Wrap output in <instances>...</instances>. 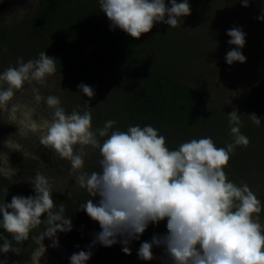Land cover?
Returning a JSON list of instances; mask_svg holds the SVG:
<instances>
[{
  "label": "clouds",
  "instance_id": "9594fccd",
  "mask_svg": "<svg viewBox=\"0 0 264 264\" xmlns=\"http://www.w3.org/2000/svg\"><path fill=\"white\" fill-rule=\"evenodd\" d=\"M241 3L248 7L250 0ZM170 4L171 7L166 6L165 0H99L110 27L136 39L158 22L176 28L182 17L191 14L188 0H170ZM259 19L264 20V15ZM227 35L228 43L235 48L228 51L226 62L245 63L240 49L245 46L246 34L234 27ZM56 70L55 58L45 51L27 62L18 57L16 66L0 73V108H7L15 93L27 84L37 104L45 101L53 109L46 134L39 140L42 146L70 161L74 172L84 167L86 147L99 150L101 170L79 172L75 185L86 189L90 197H98L97 202L88 199L80 209L99 223L101 231L87 246L88 251L70 256V264H86L97 243L104 247L120 243L122 251L130 255L131 241L139 240L149 224L165 219L167 234L142 242L137 253L140 259L152 260L156 246L164 249L172 264H264V226L259 222L264 205L245 181L238 185L224 171L235 149L250 144L241 132V118L236 110L227 114L232 140L226 147H217L211 137H204L170 150L166 138L151 125L112 130L117 121L108 120L102 128L93 129L87 101L83 110L77 105L67 113L58 96H42L35 85H44ZM77 87L87 97H94V89L87 84ZM18 109V103L8 108L12 118ZM249 118L256 126L261 125L255 113ZM29 182L34 196L16 195L10 203L0 202V228L11 236L9 240L0 235V253L20 255L21 249L13 242L18 245L27 241L41 225L44 231L39 239H51L52 247L58 246V232L73 229L71 219L65 215V204L57 206L52 199L53 185L49 179L37 172ZM3 191L8 193L7 188ZM44 214L46 219L42 220ZM0 264L8 262L0 260Z\"/></svg>",
  "mask_w": 264,
  "mask_h": 264
},
{
  "label": "trees",
  "instance_id": "16d2710c",
  "mask_svg": "<svg viewBox=\"0 0 264 264\" xmlns=\"http://www.w3.org/2000/svg\"><path fill=\"white\" fill-rule=\"evenodd\" d=\"M181 2L183 0H177V3ZM165 4L171 7L170 0H165ZM21 19L20 23H14L10 27L0 24V43L4 42L5 37L10 38L8 33H14L18 29V32L39 43L38 49H29L34 51L32 59H37L42 51L55 58L57 70L54 74H59L69 85V89L67 90L66 85V92L60 94L63 103H66L67 113H71L77 105L83 110L87 101L94 128H102V123L108 120L117 121L112 130L126 131L130 125H151L166 138V146L170 150H177L183 142L204 137H211L217 147H226L231 142L216 139L209 128L204 131L208 121L206 117L211 116L210 111L204 113L202 109L205 93L203 88L206 84L200 85L201 82L197 80H193L191 84L189 80L182 79L179 69L170 59V49H167V42L174 38H164L166 30L163 29V22L156 23L150 32L142 34L139 39L133 38L119 28L110 27L111 22L100 10L99 0H36V4ZM180 51L183 52L181 49ZM176 52L177 49H174L172 54ZM163 59H168L169 62ZM3 71L5 69L0 68V73ZM114 76H118L121 83L116 84ZM81 83L94 89V97L89 98L78 89L77 86ZM239 100L244 108L241 119L245 118L247 121L242 123L243 132L250 144L243 152L235 149L224 169L228 179L238 185L243 178H250L249 163L255 161L260 164L264 161V79L252 78L251 81H246ZM253 109L260 111V126L248 120ZM202 112L204 116H201ZM213 114L216 117L219 115L218 111ZM255 138L258 141L255 142ZM96 150L98 152L94 160L92 155L93 163H86L87 170L100 169V165H97L100 153ZM54 160H59V157H54ZM22 174L17 186L0 176V202L10 203L16 195H35L30 178H27L28 172ZM248 182L246 181L247 184ZM20 185L22 186L19 188ZM5 188L8 193L3 191ZM250 189L264 205V186ZM84 193H65L52 197H55L57 206L65 204L66 218L71 219L73 225L71 232H58L57 235L62 234L63 238L70 239L71 244L75 242L78 249L88 251L87 246L92 243L95 234L91 233L89 221L82 217L88 216L80 209V205L87 200L86 192ZM263 213L264 207L259 215L263 216ZM41 219H46V214ZM166 225V219L158 224H149L140 239L133 240L128 245L130 255L125 254L122 251L123 245L117 243L115 252L108 256L105 247L97 243L91 249L94 264H111V257L115 264H172L162 247H153L154 258L150 261L142 260L137 255L142 242L150 241L154 235L167 234ZM43 231L44 225H41L35 233H30L27 241L18 245L13 242L14 246L21 249V253L14 254L12 264L27 263L36 245L32 241H39V235ZM0 235L11 240V236L2 228ZM2 244L3 240H0V245Z\"/></svg>",
  "mask_w": 264,
  "mask_h": 264
},
{
  "label": "rangeland",
  "instance_id": "374dc122",
  "mask_svg": "<svg viewBox=\"0 0 264 264\" xmlns=\"http://www.w3.org/2000/svg\"><path fill=\"white\" fill-rule=\"evenodd\" d=\"M188 2L191 14L182 17L178 27L171 28L165 23H163L164 26L162 25L166 30V33H163L164 38H174L173 41L169 39L167 42L169 46L167 49H170L171 53L170 59L176 64L183 80H189L191 84L193 80L200 81V85L206 84L203 88L205 93L202 109L204 113L210 111L211 116L206 117L208 121L205 123L204 131L209 128L216 139L232 140L227 114L236 110L241 118L244 108L239 96L243 90V84L251 81L252 78L264 79V20L259 19L261 15H264V0H250L248 7H244L241 0H188ZM34 4L36 0H0V24L4 23V27H10L14 23H20L23 15L30 11ZM234 27L241 28L246 34L245 46L240 49L246 57V62H234L229 65L225 57L235 46L228 43L230 37L227 31ZM18 31L15 29L14 33H8L7 36L10 38L5 37L4 42L0 43V68L6 70L9 66H16L18 57H22L27 62L34 56V51L29 49H38V42ZM174 49H177V52L172 54ZM164 57L167 58V56ZM163 60L169 62L168 59ZM114 78L116 84L121 83L118 81V76ZM66 85L68 90V82L59 74H53L47 77L44 85H35V87L40 89L41 95L45 98L49 95L58 96L61 106L66 111V103H63L60 95L66 92ZM13 103L19 104L15 118H12L8 110ZM214 111H218V117L214 116ZM52 112L53 109L49 108L45 101L37 104L31 86L27 84L23 90L15 93L7 108H0V176L2 179L9 180L11 185L17 186L20 184L22 173L28 172L27 178H34L39 172L52 183V195L86 192L87 200L93 199V202H97L98 197H90L86 189L75 185V176L79 172L89 174L93 172V169L87 170L85 167L87 162L93 163L92 155L94 160L98 151L90 146L86 147L84 167L74 172L70 161L60 158L57 161L54 160L56 155L40 144V137L46 134ZM259 112L253 109L251 114L255 113L258 117ZM204 113L202 112L201 116H204ZM116 117L118 120L119 116ZM248 120L251 121V119ZM244 121L247 122L245 118L241 119V132H243ZM104 124L105 122L102 123V127ZM254 141H258L257 138ZM246 148L238 146L236 151L243 152ZM100 159L99 155L97 160ZM29 164L32 166L28 167ZM249 167L250 178H243V181H249L248 186L253 189L264 186V161L260 164L254 161L249 163ZM52 199L56 203L55 197ZM82 217L89 221L91 233L96 234L101 231L98 222L93 221L89 216ZM259 222L264 226V213L260 216ZM35 230L31 233H35ZM57 237L59 242L57 247H52V240L47 237L43 241L33 240L32 243L36 244L35 249L26 264H70V256L81 249L75 246V242L71 244L70 239L63 238L62 234ZM114 249L115 245L105 247L106 254L112 255L115 252ZM13 256L12 252L0 253V260L6 259L8 264H12ZM109 261L115 264L112 257ZM86 264H94L92 256Z\"/></svg>",
  "mask_w": 264,
  "mask_h": 264
}]
</instances>
